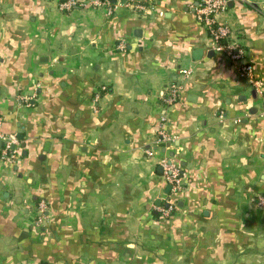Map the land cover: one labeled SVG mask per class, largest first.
Masks as SVG:
<instances>
[{"label": "crops", "instance_id": "1", "mask_svg": "<svg viewBox=\"0 0 264 264\" xmlns=\"http://www.w3.org/2000/svg\"><path fill=\"white\" fill-rule=\"evenodd\" d=\"M67 1L0 0V264H264V0L218 16L259 90L201 0Z\"/></svg>", "mask_w": 264, "mask_h": 264}, {"label": "built area", "instance_id": "2", "mask_svg": "<svg viewBox=\"0 0 264 264\" xmlns=\"http://www.w3.org/2000/svg\"><path fill=\"white\" fill-rule=\"evenodd\" d=\"M120 3L128 7H132L136 11H145L146 6L140 3H135L133 0H117ZM230 2H239L243 4H250L252 0H201L199 5L195 8L196 16L200 22L206 28L209 36L211 37L214 43V50L217 53L224 54L228 57L232 62L238 64V70L240 76L247 79L255 88L260 89L261 83L254 79V69L250 64H242L244 54L237 47L235 43L230 41L231 30L230 28L219 21L218 16L221 13H224ZM79 5L83 8L87 7H101L107 6L108 0H86L81 3H77L74 0H69L61 5V9H72L74 6ZM125 42L121 41L118 45L120 50L125 49ZM181 73L185 76L190 75L191 70H182ZM180 87L179 85H172L164 98V102L168 105H173L177 102L179 98ZM162 121L165 122L166 118L163 117ZM159 135L163 141L168 140V135L164 130V126L162 125L159 131ZM0 137L5 141L3 149H1L2 158L5 160H11L15 158L14 151L12 150V142L14 139H8L5 137ZM153 153L152 149H146L145 154L150 156ZM161 166L163 169V177L167 184L170 186L171 195L177 194L179 191L183 189V177L181 175L180 169L177 167L175 163L170 161L169 159H164L161 162ZM264 204V201H261V205ZM173 205L168 204L166 207L160 208L161 213L164 216H168L173 210ZM40 213L43 215L46 211V205L42 203L39 207Z\"/></svg>", "mask_w": 264, "mask_h": 264}, {"label": "water", "instance_id": "3", "mask_svg": "<svg viewBox=\"0 0 264 264\" xmlns=\"http://www.w3.org/2000/svg\"><path fill=\"white\" fill-rule=\"evenodd\" d=\"M2 146V142L0 141V147ZM12 149H14V147H12Z\"/></svg>", "mask_w": 264, "mask_h": 264}]
</instances>
